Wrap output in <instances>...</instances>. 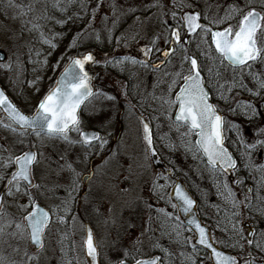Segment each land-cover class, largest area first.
I'll return each mask as SVG.
<instances>
[{
	"label": "rangeland",
	"instance_id": "rangeland-1",
	"mask_svg": "<svg viewBox=\"0 0 264 264\" xmlns=\"http://www.w3.org/2000/svg\"><path fill=\"white\" fill-rule=\"evenodd\" d=\"M204 1L166 0L168 9H165V11L170 9L176 12V18L173 19L171 11H168V15L164 16L160 8L150 7L156 3V0H103V6L97 9L96 15L93 17V9L96 8L98 0H90V6L81 14V17L83 16L84 18L87 11L86 18H88V21L84 31L94 36H101L103 40L106 37L111 50L105 54L90 50L97 56V67L103 70L102 75L95 78L94 82L97 84L96 91H102L104 95L94 96L90 99L83 106L80 118L83 130L91 128L88 122L101 124L99 128L100 136L107 140L103 150L97 145L91 149L94 152L92 156L88 154L87 156L78 143L69 145L59 140H41L35 135L24 137L23 144L20 143V138H18V143L9 144L6 138L8 139L10 136L4 137L6 130L0 126V145H2L3 140L6 143L4 148L8 149V151H0V171L2 165L6 163V157L9 152L16 155L21 145L23 149L25 148L24 151L27 150L29 144L35 145L33 150H39L43 153V156L39 157L38 165L34 168L33 181L42 185L41 190L36 193V201L41 206L53 207V209L55 204L63 206L62 201L67 196L66 186L71 182L73 176L79 174L77 176L78 188L74 192L75 202L71 205V210L66 217V220H69L68 223L65 224L64 228H60L54 223L53 225L51 224L45 233L47 237L65 234L77 238L82 237L83 227L81 221L85 220L93 227L95 237L101 249L103 247L104 254H106L107 243L112 241L110 238L117 235L125 236V239L131 243L130 248L133 245L136 248L145 245L147 237L158 239L156 220H167L166 217L160 216L158 209H162L173 217L177 216L172 203L164 204L158 200L156 193L154 194L153 192V181L155 180L156 184L158 180L163 181L166 179H169V181L174 179L182 181V177L193 185L195 193L200 195V198H204L205 202L201 201L203 204H200L199 208L206 221L209 224L210 222L214 223V217L218 210L216 204L217 195L208 187L207 172L197 161L185 159L184 155L181 154V149L179 151L178 148L181 146L182 138L175 128H170V122L167 118L168 106L163 105L160 99L168 97L169 85L175 78V72L180 70L184 54L183 48H185L182 45L175 46L171 43L169 30L179 24L180 17L184 13L196 11L201 13L202 18L207 15L210 20L216 17L218 12L219 15H223L227 6L234 2V0H208L207 3ZM47 2L51 3V0H36V15H40ZM243 2L244 0H241V3ZM259 2L260 0H257V3ZM174 4L177 6L173 7ZM112 5H115V12ZM179 5H183V7ZM13 14V10L5 9L3 4H0V50L6 54V61L0 65H11L10 70L0 67V81L4 83L5 91L20 109L30 106L33 112L53 82L49 77H41L39 81L34 74L26 77V62L30 63L29 60L32 58L27 52L31 49V55L34 54L33 51L39 50L40 42L32 43V41L28 40V31L21 29L20 20H14L12 18ZM126 17H131V19L126 22L124 21ZM118 23L119 26L116 27ZM153 40L156 41L153 53L149 57H145L141 49L151 46ZM192 41L191 45L186 48L190 54H195L199 57V60L204 64L202 69L207 74L210 62L199 56L196 42L193 39ZM171 46L175 48L171 63L164 64L159 70H154L151 66L145 68L137 64V66H134V80L130 85L107 69L109 65L106 63L107 60L125 56H130L136 60H146L149 65L157 64L164 60L160 56L161 52ZM25 53H27L26 56L24 55ZM67 53L66 56L63 54L65 60L69 58ZM55 61L56 64L50 66L49 69H53L61 61L60 56ZM187 69L188 65L185 64V74ZM253 71L264 72V65L254 66ZM245 73H247V69H245ZM226 76L230 77L231 74L227 73ZM181 81L182 79L173 85V93H175ZM244 82L249 88L256 89L250 78H246ZM232 93H234L233 102L238 100L248 102V98L245 95H240L237 92ZM154 94V99L149 100ZM107 96H112L114 99L109 100ZM141 97L143 98V104ZM171 97L168 98L171 99ZM134 99L138 101L139 105L133 104L132 100ZM146 99L148 100L146 101ZM257 102L258 104L255 103V105H259L257 109L260 119L258 122H254L252 126L248 124L241 125L232 116L229 110L231 104L229 108L225 106L220 108V112L227 121L228 127L235 122L236 129L239 130L237 133L239 134L238 143L241 146V141L254 142L256 135L264 125V103H261L259 98ZM232 106H234L233 103ZM122 108L126 112L120 119L119 110L123 111ZM141 117L149 123L158 159L165 169H168L169 174H176L177 176L166 178L165 173L161 169L152 168L142 139V129L139 121ZM0 120H3V123H7L1 115ZM121 120L122 123L119 122ZM157 125H160V127L157 128ZM183 130L181 129V131ZM70 136L73 140H78L76 133H70ZM253 153L252 164L256 165V162H261L263 155L258 151V159H256V151ZM62 157L63 159H61ZM162 159L169 161L168 164H164ZM67 163L73 165L75 168L74 173L68 171ZM61 165L64 166L63 171L60 170ZM3 170L5 171L4 168ZM89 171L93 172V177L83 186L80 177L88 175ZM161 175L164 177L163 179H156ZM251 175L245 181L240 175L235 174H232L230 179L226 180L238 200H244L247 189L252 190L253 195L256 181L255 175ZM237 179L242 180L243 184H237ZM250 179L254 180L255 184H252ZM167 185L168 187L170 186V184ZM169 188L167 189L169 190ZM32 191L36 192L35 189ZM260 191L264 193V188ZM26 199V197H21L20 195L6 197L3 210L9 216L20 220L26 213L18 205ZM239 211L242 214L237 220L241 221V227L242 230H245V235H247L248 230H255L256 238L264 239V237L260 236V233L264 231V216L259 213H256V217L248 216L249 214L243 205H241ZM58 213L60 212L58 211ZM62 213L64 215L63 211ZM150 216L151 225L149 227ZM72 217L76 219L73 220ZM250 218L253 219V223ZM54 220H57L56 215ZM245 224L248 225L247 229L244 227ZM209 228L212 237L215 238L217 236L216 233L214 236L212 227L210 226ZM191 238L193 237L189 238L190 243L193 241ZM4 240H9L12 246L10 247L9 244L4 243ZM215 240L219 244L222 238L218 237ZM240 243L243 245V250L239 248L238 254L241 264H243V258L249 253L254 257H260L261 252L257 249L256 253L251 252L246 241H240ZM25 246L29 255L36 258L28 260L24 256ZM16 247L19 248V251H13V248ZM0 255L7 256L10 260L15 261L16 264H47V259L43 255L31 253L30 248H28L27 238H0ZM202 260L201 264H209L207 257Z\"/></svg>",
	"mask_w": 264,
	"mask_h": 264
},
{
	"label": "snow or ice",
	"instance_id": "snow-or-ice-1",
	"mask_svg": "<svg viewBox=\"0 0 264 264\" xmlns=\"http://www.w3.org/2000/svg\"><path fill=\"white\" fill-rule=\"evenodd\" d=\"M77 0H51V8L58 11L61 15L66 14L68 7L76 3ZM82 8H86L85 0H79ZM5 9L13 10L12 18L20 20L21 29H26L29 33H36L40 43L48 45L53 50L55 44L49 39L44 31L43 25L37 23V20L43 19L45 21L53 19L48 15V8L45 6L41 10L40 15H36V0H0ZM103 6V0H98L96 8L93 9V17L96 15L98 8ZM177 5H173L176 7ZM183 7V5H179ZM150 7H158L161 9L164 16L168 15V5L166 0H156V3ZM115 12V5H112ZM173 19L176 18V12L171 11ZM81 18V17H78ZM202 19L208 20V24L202 23ZM235 21V23H232ZM66 22V21H65ZM163 22V21H162ZM222 25H226L223 26ZM181 29L184 34L193 38L196 42V48L199 56L210 62L207 69V78L203 75L198 57L195 54H190L188 49L183 48V57L180 64V70L175 72V78L168 88V97L173 93V85L178 80L182 79L183 83L179 87V91L175 92L174 99L168 97L160 98L163 105H167L168 120L170 128H175L180 133L181 138L185 142L186 151L193 153L194 159L205 161V166L209 173L214 177L219 175H226L229 171H234L237 167L236 161L225 147L224 127L225 119L219 114V110L210 102L209 89H215L219 94L220 99L228 103L231 92L235 89L247 90L252 96L258 97L261 103H264V72L253 71L254 66L264 65V0H234L229 4L223 15L217 13L216 17L208 19L207 15L203 18L201 13L192 12L183 14L180 17V22L174 28L169 30L170 41L175 46L186 44L181 35ZM156 46V41L151 42V46H146L141 49L145 57H149ZM158 50V49H157ZM30 49V56H31ZM175 52V48L171 51H164V60L159 64L149 65L146 60H136L130 56L118 58L115 60H107L106 63L111 66H123L126 64L137 65L142 67L151 66L154 70H159L161 64H169L172 62L171 57ZM39 56V50L36 51ZM31 62V60H30ZM35 63H41L37 60ZM47 64V61H43ZM59 63V62H58ZM96 63L95 57L92 53L81 54L78 57H69L68 63L64 66L63 71L56 79L55 84L49 88L43 98L40 99L36 110L32 115H25L22 113L7 97L4 91H0V113L3 114L7 123L0 120V126L12 134L21 137L20 143H24L26 134H34L37 138L43 140H59L69 145L80 144L86 149L98 147L103 150L107 144V140L102 138L98 133L88 132L83 130L82 121L80 118L81 106L85 104L90 98L94 96L104 95L102 91H96L92 85V77L86 71V65ZM188 65L187 73L184 72V65ZM7 70L11 69V65H0ZM247 69V73H245ZM231 71V76H226L228 71ZM55 71V68H53ZM250 78L255 84L256 89L253 90L245 84V79ZM31 86V82H30ZM107 99L113 100L114 97L107 96ZM259 105L246 101H237L235 108H230V111L235 112L240 109L246 116L255 117L257 115V108ZM175 111L174 119L172 116ZM140 123L143 128V140L146 145V152L149 158H155L157 152L153 144V134L149 127V123L145 122L143 117L140 118ZM160 125H157L159 128ZM185 129V131H181ZM230 129H236V125H230ZM237 132L239 131L236 129ZM70 133H76L78 140H73ZM195 136L193 141L190 139ZM163 139V137H161ZM244 148V154L250 156L258 148H264V129H260L257 138L252 143L241 141ZM35 145L29 144L27 150L20 155H15L9 152L6 157V163L2 165L5 169L4 175H0V182L6 180L3 184V193L7 197H14L20 195L27 199L22 201L18 207L25 211V215L20 220L3 210V197H0V238L8 237L10 239H24L27 238L29 243L39 251L44 247L45 233L52 223L51 217L57 216L58 223H66L71 205L75 202L74 192L78 188V180L76 176L71 178V182L66 186L67 196L62 201V211L64 216L58 215V209H53L50 213L40 206L36 201V193L42 188L40 183H34V168L39 163V157L43 153L39 150L33 151ZM0 151H8L3 145H0ZM47 159V157H45ZM63 159V157L61 158ZM15 168L14 171L9 172L8 169ZM255 172L260 173L259 181L257 182V189L254 196L258 207V212L264 215V193L260 190L264 188V164L252 165L249 164ZM64 166L61 165L60 170L63 171ZM67 169L70 173L75 172V168L71 163H67ZM158 176L156 179H163ZM83 179V177H80ZM127 179V178H126ZM237 184H243L242 180L237 179ZM153 192L157 189H163L164 185L156 184L155 180L152 183ZM217 191L225 202L231 205L234 210L231 216L228 217L231 223V231L239 237V239L229 238V243L233 247H239L243 250V245L240 241H246L249 247L255 248L264 253V239H258L255 230H248L245 235V230H242L241 221L237 220L242 213L239 211L241 205L244 208L252 207V190H246L244 200H238L236 194L232 191L228 182L222 184L216 183ZM33 189L36 192L32 191ZM175 192V199L179 204H172L173 208L178 209L185 215L193 213L195 201L182 190V188L173 184ZM169 195V203H171V194ZM164 193H158V198L162 199ZM151 207V205H149ZM158 213L167 218L168 221H179V216L173 217L162 209L157 210ZM75 220V217H72ZM151 225V216L149 217V227ZM187 225L190 230H194L196 244L203 246L205 249H211L210 259L214 264H237L236 258L231 255H225L221 251L214 248V244L218 243L214 237L210 235L209 230L202 226L198 219L193 217L188 220ZM83 227V225H82ZM161 228L170 229L169 236L175 234L177 242L185 228L182 223H173L165 225L161 222ZM86 237L83 240V248L85 251L86 264H97L99 255L98 247L95 244L94 235L91 229H86ZM147 231V229H146ZM264 237V231L260 233ZM64 235V239H67ZM211 241V242H210ZM186 242L190 239L186 238ZM4 243L12 245L9 240H4ZM164 253L165 257H170L171 252L163 248L158 242L153 246ZM195 250V245H193ZM13 251H19V248H13ZM138 248L133 245L132 249H125L123 257L118 260V264H128L131 259L134 264H166L161 257L155 256L149 259H138L136 253ZM24 256L28 260L36 257L29 255L25 250ZM0 264H16L15 261L10 260L7 256L0 255ZM67 264H71L68 260ZM243 264H264V256L254 257L249 253L243 258Z\"/></svg>",
	"mask_w": 264,
	"mask_h": 264
},
{
	"label": "trees",
	"instance_id": "trees-1",
	"mask_svg": "<svg viewBox=\"0 0 264 264\" xmlns=\"http://www.w3.org/2000/svg\"><path fill=\"white\" fill-rule=\"evenodd\" d=\"M85 3H86V8H82L79 0H77L76 3H74L73 5L68 7V10H67L66 14H64V15H61V13L58 11L52 10L51 3H49V2L46 3L45 6H47V8H48V15L50 17H53V19L48 20V21L40 19V20H37L36 22L44 26L43 31L49 39H51L53 36H55V39L52 40V43L55 44V49L53 50L48 45L40 43L39 44L40 55L39 56L36 55L37 50L33 51L34 54L31 55V57H32L30 59L31 62H30V60H29L30 63L26 62V65H27L25 67V69L27 70V71H25L26 77H29L30 75L34 74L37 77V79H39L41 77H49L50 80L53 82L57 73L59 72V70H61V68L63 67V65L67 61V59L65 60V57L63 54H65V56H66V53L68 52L67 55L70 57L72 55H80L83 52L90 51V50H95L100 54H105L111 50V48L108 46L109 45L108 39H106V37L103 40L101 38V36H98V35L94 36L93 34H90L87 31H84L85 30L84 27L87 26L86 23L88 21V18H86L87 17V11L85 13L86 15L84 16V18H83V16L81 17V14L84 10L87 9L88 6H90L91 2H90V0H85ZM78 17H81V18H78ZM130 19H131V17H126V18H124V21L128 22ZM118 26H119V23L116 27H118ZM28 40L32 41V43H34L36 41L39 43V40L37 38L36 33H29L28 32ZM29 52H27V53L30 56ZM27 53H25L24 55L26 56ZM59 56H60L61 61L53 67V68H55V71H53V69H49L50 66L56 64L55 60H57V57H59ZM118 58H123V57H116L115 59H118ZM25 59L28 60L27 58H25ZM37 60L41 61V63H35V61H37ZM45 60L47 61V64L43 63V61H45ZM198 60H199V57H198ZM199 63L202 65L201 67H203L204 64L200 60H199ZM134 66H137V65H132V64H126L123 66H111V65L109 66L108 65L107 69H108V71H110L112 74H114L118 78L124 79L126 81V83L128 85H130L131 83H133V80H134V75H133ZM131 67H133V68H131ZM227 73L231 74V71L229 70ZM203 75L205 76V78H207V74H205L203 72ZM40 80L41 79H39V81ZM0 84L4 88V86H5L4 83H2L0 81ZM252 89L255 90V88H252ZM5 90L6 89L4 88V91ZM175 92H176V90H175ZM209 92H210V100L212 101L214 106L219 111H220V108L222 106L229 108L230 104H231V108L236 107L237 101H235V102L232 101V99L234 97L233 96L234 93H232V92H237L240 95H245L248 98V102L253 103L254 105H255V103L258 104V102H257L258 97L252 96L247 90H244V89L233 90L230 94L231 98H230L228 103H225L224 100L220 99L219 94L217 93V91L215 89H209ZM173 95H174V93H173ZM261 95H264V92H262ZM154 96H155V94L151 98H149V100L154 99ZM171 99H172V97H171ZM147 100L148 99H146V101ZM238 101H241V100H238ZM132 102H133V104L139 105L138 101L135 99L132 100ZM241 102H243V101H241ZM232 103L234 104V106H232ZM142 104H143V98H142ZM122 107H124V106H122ZM263 109H264V107H263ZM22 111H24L27 114L32 112L30 106L24 107L22 109ZM119 112H120V119H121L126 111L124 112V109H123V111L119 110ZM173 113H174V110L172 112V115H173ZM231 114L233 117H235L240 122L241 125L242 124H248L249 126H252V124L254 122H258L260 119V117L258 116V109H257V115L255 117H252L250 115L246 116L244 114V112L240 109H237L235 112L231 111ZM119 122L122 123V120ZM262 129H264V125H263ZM183 131H185V129ZM237 133L238 132L236 129H230V127H228V123L225 120V127H224L225 146L231 151L232 155L234 156V158L236 160V165H237L236 169L233 171L232 174L240 175L244 179V181L249 176H252L251 174L255 175L256 184H255L254 180L250 179L251 183L255 184L254 190H253V195H252L253 196L252 207L246 208V210L249 214L248 216L256 217L255 216L256 213H259L257 210L259 205L257 204L256 200L254 199V196L256 193L257 182L259 181V178H260V173L255 172L252 167H249V164L250 163L252 164V157L254 156V153H251L250 156L244 154L245 150H244L243 146H241L238 143L239 134H237ZM5 134H6V136H10L8 138L9 140L7 138H6V140H8V142L11 144H16V143H18V138L21 139V137L19 135L12 134L11 132H9L7 130H6ZM27 136H29V134L25 135V137H27ZM256 138H257V135H256ZM190 139L194 143L195 136L191 137ZM180 144H181V146L178 149H179V151L181 149V154L184 155L183 157H185V159H187V160L194 159L193 153L186 151V146H185V142L183 139L180 142ZM24 149H23V146L21 145L19 148V151L17 152L16 155L21 154L24 151ZM258 151L260 154L263 155V159H264V148H258L256 150V153H255L256 159H258V154H259V153L257 154ZM263 159L261 160L260 163L256 162V165L264 164ZM194 160L197 161L201 165V167L205 168L207 175H208L207 176L208 185H209L208 187H210L212 192L217 195L216 196V204H217L218 210L216 212V216L214 217V221H213L214 223L210 222V224H209L206 221V219L203 217V214L201 213V210L199 207H200V204H203V202H205L204 198H200V195H197L195 193V189H194L193 185L191 183H189L183 177L181 178L182 182L184 183V186H186L185 188H187L189 193L192 195V197L198 203L197 208H198V215H199L200 219L204 223H206L208 226L210 225L212 227V231H213L214 236L216 233V235L219 238H222V241L219 242V244H218L219 248H221L225 251H228L230 253L238 255L239 250H240L239 247H233L229 243L230 237H232L233 239H239V237L236 236L231 231L232 225L228 221V217L231 216V213L234 210L231 208V205L229 203L225 202V200L221 197V195L218 193L217 187H216V183L222 184L227 179L223 175H219V174H217V176L214 177L207 170L204 161H201L199 159H194ZM162 162L167 165L169 161L162 159ZM172 173H173V170H172ZM175 175L170 173V175H166V178L175 177ZM174 181H175V179L170 180V181H169V179H166L163 181L162 180L157 181L158 185H164L165 186L163 189H157V192L155 194L158 197L159 192L162 191L164 193L163 198L158 199L159 201H162L164 204H167L169 202V195H168L169 190L167 188L172 186ZM167 184H170V186L168 187ZM201 201H203V202H201ZM262 216H264V215H262ZM236 219H238V217H236ZM250 220L253 223V219L250 218ZM160 229H161L160 231H162V233L165 235L166 238L167 237L174 238L173 234L171 236H169L167 233L165 234V231H166L165 228H161V226H160ZM217 236L215 238H218ZM190 237H191V233L184 228V230H183V232L179 238V242H177V240H174L172 243V245L174 244V246L179 250V255L174 256L173 252L171 251L173 246H171L170 247L171 248V250H170L171 256L170 257L164 256L166 262H170L171 264H201V262L203 261L202 259H204L207 255L203 250H200L197 248H195V250H194L192 245L190 244V242H186V238L189 239ZM248 248L250 249L251 252L256 253L255 246H252V247L248 246ZM260 254H261L260 257L264 256V253H260Z\"/></svg>",
	"mask_w": 264,
	"mask_h": 264
},
{
	"label": "flooded vegetation",
	"instance_id": "flooded-vegetation-1",
	"mask_svg": "<svg viewBox=\"0 0 264 264\" xmlns=\"http://www.w3.org/2000/svg\"><path fill=\"white\" fill-rule=\"evenodd\" d=\"M207 1L208 0H205L204 2L207 3ZM193 12H196V11H193ZM190 13H192V12H190ZM202 23L208 24L207 20H204V19H202ZM232 23H235V21L232 22ZM181 35H183L182 38L185 39V34H184V30L183 29H181ZM192 39L193 38L189 37L187 39V43L183 44L182 46H184V47L190 46L191 45L190 43L193 42ZM170 48H172V47H170ZM94 90H97V84L95 82H94ZM172 99H173V96H172ZM88 101H90V99ZM93 123L88 122V124L91 126V128H86L84 130L88 131V132L89 131L90 132H95V133H98L100 135V132H99L100 129L99 128H100L101 124H98L97 122H95L94 124ZM4 137H7L6 134H4ZM6 141H7V143H9L8 140H6ZM1 144L4 147L6 145L5 141H3V140H2ZM79 146L81 147V149L83 150V152L86 155L88 154L89 156H92V153H94L91 150L92 148L91 149H86L85 147L81 146L80 144H79ZM157 156H158V154H157ZM13 170H14V167L8 169L9 172H11ZM0 173H2V175H4L5 171L3 170V167L1 168ZM84 177H87L85 182H83ZM92 177H93V172L89 171V174L83 176V179H81V183L83 182L82 185L84 186L86 184V182L90 178L92 179ZM3 184H4V181L0 182V191L3 188L2 187ZM6 197L7 196L4 195V198H3L4 201L6 200ZM42 207L45 210L49 211L50 213L53 210V207H50V208L49 207H44V206H42ZM62 207L63 206L57 205V204H55V206H54V208L58 209V211L60 212V213H58L59 216L63 215ZM160 216H162V215H160ZM54 218H55V215H53L51 217V219H52V223L51 224L52 225H53V223L57 224L58 227H60V228H64L65 224H67L68 221H69V220H66V223L62 224V223H58L57 220H54ZM156 221H157L156 222L157 223L156 224V228L158 229L156 231H158V235H159L158 239L147 237L146 238L147 241H146L145 245H142V246L138 247L139 251L136 253V258H138V259H149V258H152V257H155V256H159V257H161L162 261L166 262L165 257L163 255L164 253L162 251H160L159 249H155L153 246L157 242L163 248L168 249V250H171L170 247L173 246L171 251L173 252L174 256H178L179 255V250L174 246V244L172 245L173 241L176 240L175 234L173 233L174 238L171 237L173 240L170 237L166 238L165 235L162 233V231H160L161 230L160 226H161V222H164L165 225H170V224H173V223H180V220L179 221H168V220H164V219H161V220L157 219ZM81 223L83 225V234H82L83 236L82 237L77 238V237H73V236H68L67 235L68 238L64 239V235L47 237L46 234H45L44 247H43L42 250H39V251L35 250L33 248V246L30 245L29 241H28V248H30L31 253H33L34 255H39V254H40V256L43 255V257L45 259H47V264H48V261H49V264H67L68 260H71V264H86L85 255H84V248H83V240L85 239V234H84L85 233V225L87 224L92 230V233L94 235L95 244H96V246L98 247V250H99L98 264H118V260L123 257L124 250L125 249H129V250L132 249V248H130L131 243L128 242L125 239L126 238L125 236L117 235L115 237L110 238V239H112V241L107 243V247L105 249L106 254H104L103 247L101 249L100 245L98 244L97 238L95 237L94 230H93V227L91 226V224H89L85 220H82ZM207 228H209V226ZM185 229H186V227H185ZM186 230H188L191 233V237H194V234L192 233V231L190 229H186ZM209 230H210V228H209ZM169 231H170V229H166L165 234L167 233L169 235ZM210 235H211V230H210ZM193 241H194V239H193ZM193 241H192V243H190L192 245V247L194 245ZM216 245L218 246L217 243H216ZM24 248H25V250H27L26 246ZM195 248H197V247H195ZM218 248H219V246H218ZM147 251H149V253H147ZM206 255H207V253H206ZM206 257L209 259L208 255ZM208 263L211 264L210 259H209ZM128 264H134V262L131 259H129ZM166 264H171V263L170 262H166Z\"/></svg>",
	"mask_w": 264,
	"mask_h": 264
},
{
	"label": "water",
	"instance_id": "water-1",
	"mask_svg": "<svg viewBox=\"0 0 264 264\" xmlns=\"http://www.w3.org/2000/svg\"><path fill=\"white\" fill-rule=\"evenodd\" d=\"M187 39H188V36H186L185 35V41H187ZM172 49L170 48V49H168L167 51H171ZM164 52V51H163ZM163 52H162V56H163ZM87 53H91V52H85L84 54H87ZM93 54V53H92ZM93 56L95 57V55L93 54ZM72 57H78V56H72ZM68 60V59H67ZM95 60H97L96 59V57H95ZM6 61V54L5 53H3L2 52V50H0V64H3V62H5ZM68 63V61L66 62V64ZM65 64V65H66ZM157 64H159V63H157ZM64 65V66H65ZM94 65H95V63H92V64H89V65H86V71H88V73L90 74V76L92 77V85H93V79H94V77L96 76V75H99V76H101L102 75V70L101 69H96V68H94ZM162 65V64H161ZM63 69H64V67L60 70V72L58 73V75L56 76V79L59 77V75L61 74V72L63 71ZM56 79H55V81H56ZM55 81H54V84H55ZM183 83V82H182ZM180 85H182V84H180ZM0 91H4L3 90V88L1 87V85H0ZM178 91H179V89H178ZM7 95V94H6ZM174 97H175V95H173ZM7 97H8V95H7ZM9 98V97H8ZM10 99V98H9ZM174 99V98H173ZM11 100V99H10ZM12 102V101H11ZM13 103V102H12ZM14 104V103H13ZM15 105V104H14ZM83 106V105H82ZM81 106V107H82ZM17 107V106H16ZM18 108V107H17ZM19 109V108H18ZM20 110V109H19ZM21 111V110H20ZM22 112V111H21ZM35 112V111H34ZM33 112V113H34ZM23 113V112H22ZM174 114H175V112H174ZM174 114H173V119H174ZM220 114V113H219ZM1 115H3L2 113H1ZM25 115H27V114H25ZM221 115V114H220ZM4 117V116H3ZM140 120V119H139ZM141 127H142V125H141ZM142 129V134H143V128H141ZM90 132V131H89ZM143 139V138H142ZM195 139H196V137H195ZM143 143H144V145H145V142H144V140H143ZM145 147H146V145H145ZM226 147V146H225ZM227 148V147H226ZM228 149V148H227ZM228 151H229V153L232 155V153H231V151L228 149ZM233 156V155H232ZM233 159L235 160V158H234V156H233ZM150 161H151V165H152V168L153 169H161L162 171H163V173H166V174H169V171H168V169H165V167H164V165L160 162V160L159 159H157V157H155V158H150ZM236 161V160H235ZM205 162V161H204ZM206 163V162H205ZM231 173H232V171H229L226 175H224L226 178H230V175H231ZM86 179H87V177H84V179H83V182H85L86 181ZM82 182V183H83ZM6 183V182H5ZM175 184H177V185H179L181 188H182V190H184L186 193H187V195H189L194 201H195V199L190 195V193L188 192V190L185 188V186H184V184L180 181V180H176L175 182H174ZM3 187V186H2ZM247 190H249V189H247ZM169 194H171V201L173 202V204H179V201H177L176 199H175V192H174V190H173V186H172V188L170 189V193ZM0 197H3L4 198V193H3V188H2V190L0 191ZM42 207V206H41ZM197 202L195 201V206H194V209H193V213L192 214H189V215H185L183 212H180L178 209H176V213H177V215L179 216V218L181 219V221H182V223L185 225V227H186V229H189V227H188V225H187V222H188V220H190V219H192L193 217H195V218H197L198 219V222H200L201 224H202V226H204V227H206L207 228V226L205 225V224H203L202 223V221L200 220V218H199V216H198V213H197ZM246 229L248 228V225L247 224H245V226H244ZM86 229H91L87 224L85 225V230ZM208 229V228H207ZM209 230V229H208ZM92 231V230H91ZM192 231V233L194 234V236L196 235L195 234V232H194V230H191ZM210 232V231H209ZM85 237H86V231H85ZM211 242V241H210ZM193 244L195 245V247H197L198 249H202V250H204L207 254H208V256H209V259H210V257H211V249H205L203 246H201V245H198V244H196V242H195V239H194V241H193ZM31 245V244H30ZM31 246H33V245H31ZM214 246V248L216 249V250H218V251H221L222 253H224L225 255H231V256H233L234 258H236V260H237V264H240V260H239V258L236 256V255H233V254H231V253H228V252H225V251H223V250H221L220 248H218L215 244L213 245ZM33 248L35 249V250H37L36 248H35V246H33ZM84 255H85V251H84ZM210 262H211V264H214V261L213 260H211L210 259ZM97 264H98V258H97Z\"/></svg>",
	"mask_w": 264,
	"mask_h": 264
}]
</instances>
